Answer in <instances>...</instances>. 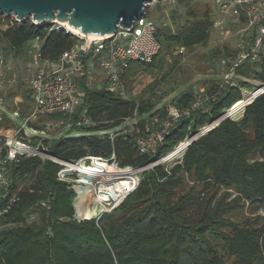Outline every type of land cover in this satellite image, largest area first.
I'll use <instances>...</instances> for the list:
<instances>
[{"label": "trees", "instance_id": "trees-1", "mask_svg": "<svg viewBox=\"0 0 264 264\" xmlns=\"http://www.w3.org/2000/svg\"><path fill=\"white\" fill-rule=\"evenodd\" d=\"M176 2L188 6L186 23L173 32L157 26L162 50L151 62L130 61L128 81L133 82L135 67L152 73L167 48L183 47L184 54L209 43L214 26L211 12L198 14L193 0ZM5 20L10 22L11 16ZM52 24L33 23L31 17L14 20L6 29L0 27V49L21 52L39 40L44 55L55 59L83 41L61 24L55 29ZM239 50L215 46L206 61L212 67ZM237 72L264 81V53L260 63L247 61ZM243 86L248 82L242 79L227 86L212 103L213 113L218 115L241 100ZM82 88L94 118L106 120L93 129H111L136 109L134 98L123 99L86 82ZM193 97L194 91L187 87L171 103L184 107ZM137 101L141 114H155L157 104L151 97ZM196 117L198 124L212 120L202 111ZM189 122L184 119L173 130L157 156L185 137ZM1 125L10 127L6 121ZM115 137L61 136L52 141L51 153L69 161L88 154L109 157L114 149L120 165L137 167L153 159L139 151L136 137ZM10 169V190L2 200L7 211L0 214V264H264V212L260 211L264 210V94L246 107L242 119L228 118L194 141L169 170L158 165L145 171L140 185L100 218L76 209L74 184L58 178L62 169L58 163L26 157ZM245 209L251 214L231 217Z\"/></svg>", "mask_w": 264, "mask_h": 264}, {"label": "built area", "instance_id": "built-area-1", "mask_svg": "<svg viewBox=\"0 0 264 264\" xmlns=\"http://www.w3.org/2000/svg\"><path fill=\"white\" fill-rule=\"evenodd\" d=\"M216 2L223 13L229 11L232 6H236L237 17L239 18L242 14L245 17L244 26L240 31L243 34L251 32L248 40L243 38V42L238 45L240 50L236 54L221 60L223 69L221 81L212 85L208 83L210 79H205L207 83L194 84L191 87L194 91L193 101L188 105L180 107L168 101L164 106H157L152 116L146 113L141 114L138 107L139 102L136 100L133 115L126 116L121 120V124L111 129H93L99 121L106 120L103 118L96 120L92 115L85 101L86 94H84L82 83L86 82L90 88H105L123 99H130L126 78L129 62H151L162 50L161 42L156 34L155 19L145 15L136 20L132 27H119L113 35L95 38L87 36L80 44L66 49L60 57L55 59L46 57L42 52L41 41H35L28 50L31 55L30 65L34 67L33 74L26 77L28 81L26 94L29 97L25 99L19 97L14 103L8 96V88L12 80L8 77L6 53L0 49V214L7 211V208L2 205V200L10 190L12 176L10 166L13 162L35 156L43 160L49 159L62 166L58 172V178L63 181H67L71 175H78L73 170L64 172L65 165L84 163L91 166L93 160L99 159L101 165L110 164L115 167L122 174L120 173L121 175L113 180L105 181L106 168L99 166L98 171L88 174V182H81L83 185L91 184L94 187V195L97 196L101 211L92 217L100 218L103 213L112 211L119 202L140 185L142 174L145 171L158 165H165L166 170H169L183 159L187 148L194 141L207 135L228 118L240 120V117L233 118L229 112L242 101H245L243 109L245 110L258 96L264 94V81L255 78V82L252 83L254 87H250L251 91L247 90L249 91L247 94H245L246 90L243 91L247 86L241 87L242 99L223 109L218 115L213 113L212 103L221 98L227 86H236L238 80L248 82V87L253 86L249 83L250 79L238 74L237 68L247 61L253 63L262 61L264 0H216ZM1 15L4 19L11 16L10 23L14 20L20 22L14 14ZM214 24L218 23L214 22ZM62 26L67 28L66 25ZM75 34L80 36L81 33L75 32ZM96 70H102L106 79L103 81L98 79L95 74ZM99 80L100 83H98ZM249 97H252L250 101ZM25 102H31L32 106L22 110V104ZM20 103L22 104L19 106ZM200 111L202 114L210 115L212 120L198 124L196 116ZM42 118L45 121L42 122ZM184 119L190 120L185 137L169 152L157 156L159 148L167 142V138ZM5 121L10 127L1 125ZM54 125L59 132L63 131L64 134H61L64 136L66 132L71 131L69 136L107 135L114 140L117 135L127 137L129 134L136 137L139 151L150 155L153 159L139 167L128 164L122 166L117 159V152L113 149L109 157L88 154L78 160L64 161L51 153L53 134L57 132L50 130ZM34 141L37 142L36 145L33 144ZM99 177L102 179L100 180Z\"/></svg>", "mask_w": 264, "mask_h": 264}, {"label": "rangeland", "instance_id": "rangeland-1", "mask_svg": "<svg viewBox=\"0 0 264 264\" xmlns=\"http://www.w3.org/2000/svg\"><path fill=\"white\" fill-rule=\"evenodd\" d=\"M193 6L198 14H203L205 11L211 12L214 22L218 23L217 25L214 24L211 30L212 34L209 43L207 45H196L194 49L184 54H182V52H185V48L183 47L179 48L175 46L170 49L167 48L160 56V59L157 60V68L154 69L152 73L144 72L142 70L143 68L140 66L135 67L134 71L137 74L133 82L127 79V89L131 98L139 100L142 97H151L153 101L156 102L157 106L160 107L164 106L168 101L171 103L172 99L179 95L183 89L193 87L194 84L202 85L207 83L205 79H210L208 83L212 85L221 81L220 79L223 76L222 61L218 59L212 67L209 66L210 62L206 61L208 53L215 46H223L225 44L232 50L237 49L239 48L238 45L243 42V38L248 40V36H250L251 32L249 31L248 34H243L242 31H240L244 26V19L241 16L239 18L237 17L235 12L237 10L236 6H232L229 11L224 13L221 11L216 0H193ZM147 8L148 12L146 13V17L155 19L157 26L168 27V30L172 32L177 31L178 27L187 21L188 6L182 3L178 4L176 0H155L149 4ZM3 19L4 18L0 20V27L6 29L11 23ZM59 24L58 22H53L52 28L57 27ZM67 28L69 27L67 26ZM70 31L72 33L74 32L73 30ZM80 36L82 38L87 37L82 33ZM40 43H42V41ZM33 45L34 42H31L21 52L7 51L6 53L8 77L12 80L8 88V96L12 103L19 97H23L24 99L29 97L26 94L28 89L26 77L33 74L34 67L30 65L31 55H29L28 50ZM176 61H178V64ZM247 78L251 80L249 83L253 85L252 83L255 82L256 77L248 76ZM98 79L101 81L106 79V75L102 70H100ZM247 87L243 90H246L245 94L251 91L250 87L252 88L254 85ZM21 104L22 103H20L19 106ZM29 106L31 107L32 103L25 102L22 104V110ZM244 111L245 110H243L242 116ZM242 116L240 119H242ZM41 121L43 122L45 119L42 118ZM42 126L44 127V124H42ZM46 126H48V124ZM50 130L51 132L57 131L53 134L55 138L63 133V131L59 132L57 128L55 129V125L51 126ZM69 134H71V131L66 132V136H62L69 137ZM36 143V141L33 142L35 145ZM113 178H115V176L109 177V180H113ZM67 181L74 183L73 188L77 193V199L75 200L77 210H80L82 213H89L90 208L92 209L93 207L92 211L97 208L96 203L90 199V195L93 193V186L91 184H81L79 181V174L71 175ZM22 187H24V184H21V188ZM235 194L234 192L230 199L233 198ZM94 197H96V195H94ZM91 204H93L92 207H90ZM260 211L264 212L263 209H260ZM250 214L249 210L245 209L244 211H238L232 214L231 217L233 219H242L245 215Z\"/></svg>", "mask_w": 264, "mask_h": 264}, {"label": "water", "instance_id": "water-1", "mask_svg": "<svg viewBox=\"0 0 264 264\" xmlns=\"http://www.w3.org/2000/svg\"><path fill=\"white\" fill-rule=\"evenodd\" d=\"M153 1L0 0V13L14 14L19 21L31 17L37 24L68 23L84 34L109 36L119 27H132L136 20L146 15L147 7Z\"/></svg>", "mask_w": 264, "mask_h": 264}, {"label": "bare ground", "instance_id": "bare-ground-1", "mask_svg": "<svg viewBox=\"0 0 264 264\" xmlns=\"http://www.w3.org/2000/svg\"><path fill=\"white\" fill-rule=\"evenodd\" d=\"M64 25H66V26H68L71 30H73L74 32H76V33H82V32H78V31H76L74 28H72V27H70V25L68 24V23H65ZM82 34H84V33H82ZM85 36H88V37H90V38H95V37H98V36H96V35H89V34H85ZM250 95V94H249ZM249 99V101L252 99V97H249L248 98ZM248 99H245L246 101L248 100ZM244 102L245 101H242V102H239L237 105H236V108L234 109V110H232V111H230L229 112V114L233 117V118H239V117H241L242 116V113H243V109H244ZM92 165L90 166H88V165H85L84 163H81V164H69V165H65V170H64V172H70V170H73V171H75V172H77L78 174H79V181L80 182H84V181H87L88 179H89V175L88 174H92V173H94V171H98V167L99 166H104L105 168H106V171H107V173L105 174V177H104V180L105 181H108L109 180V177L111 178V177H113V176H115V177H118L119 175H121L122 173L121 172H119L115 167H112L110 164H106V165H101V163H100V161H99V159L97 160V159H95V160H93L92 161V163H91ZM121 173V174H120ZM99 179L101 180L102 178H100L99 177ZM78 181V182H79ZM88 182V181H87ZM88 188H90V187H88ZM91 189V188H90ZM93 193L90 195V199L93 201V202H95L96 203V205H97V208L96 209H94L93 211H92V209H93V207H92V209L90 208V211H89V213H87V215L90 217V216H92V215H95V214H97V213H100V208L101 207H99V201H98V199H97V196L96 197H94V187H93ZM96 198V199H95ZM91 201V202H92Z\"/></svg>", "mask_w": 264, "mask_h": 264}, {"label": "crops", "instance_id": "crops-1", "mask_svg": "<svg viewBox=\"0 0 264 264\" xmlns=\"http://www.w3.org/2000/svg\"><path fill=\"white\" fill-rule=\"evenodd\" d=\"M99 73H100V70H96V73H95V74H96L97 77H98ZM134 77H135V76H133V77H131V78L134 79ZM98 83H100V80L98 81ZM98 85H100V84H98ZM170 100H171V99H170Z\"/></svg>", "mask_w": 264, "mask_h": 264}]
</instances>
